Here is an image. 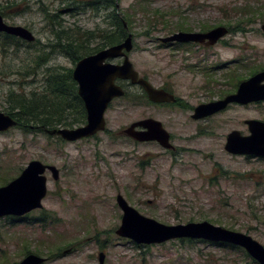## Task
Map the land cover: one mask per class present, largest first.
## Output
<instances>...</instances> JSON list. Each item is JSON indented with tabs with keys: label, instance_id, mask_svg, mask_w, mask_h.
<instances>
[{
	"label": "rangeland",
	"instance_id": "obj_1",
	"mask_svg": "<svg viewBox=\"0 0 264 264\" xmlns=\"http://www.w3.org/2000/svg\"><path fill=\"white\" fill-rule=\"evenodd\" d=\"M107 2L0 0V13L8 23L36 35L33 43L20 39L12 44L0 34V111L7 113L11 91L41 89L47 69H74L77 62L51 48L57 43L55 14L69 29L99 35V29L113 28L116 2L120 14L131 18L134 48L129 56L135 68L155 86L171 87L185 107L149 104L139 85L118 79L127 94L111 102L106 129L93 137L68 142L20 126L0 132V186L34 159L61 172L58 180L46 173L48 194L42 209L21 220L0 218V264H19L29 253L47 257L43 264H100V251L106 253L104 264H259L244 248L227 243L173 239L147 245L121 237L116 230L123 211L116 196L123 194L140 213L168 225L207 220L250 234L264 245V158L225 149L233 129L250 133L246 119L264 120V102L233 103L213 116L191 117L192 107L234 92L254 69H264V0ZM246 5L257 13H243ZM218 25L230 32L211 48L159 41L181 28ZM149 115L171 132L174 152L120 133Z\"/></svg>",
	"mask_w": 264,
	"mask_h": 264
},
{
	"label": "water",
	"instance_id": "obj_2",
	"mask_svg": "<svg viewBox=\"0 0 264 264\" xmlns=\"http://www.w3.org/2000/svg\"><path fill=\"white\" fill-rule=\"evenodd\" d=\"M116 7L119 9V2H116ZM124 27L128 34L121 42L82 57L73 69V78L78 84V94L87 111L86 123L77 127H44L47 134L77 141L104 131L107 127L106 111L109 105L115 98L126 95V90L117 82L118 79L140 85L153 102L176 100L174 93L158 88L140 76L129 56L134 48V35L129 31L125 20ZM261 29L264 32V23ZM0 32L14 35L27 42L36 40V35L29 28L8 23L1 14ZM229 32L228 26L218 25L206 32L177 31L171 35L159 37V40L165 43L203 42L208 39L207 45L210 46L215 45ZM116 58H122V62H113ZM262 101H264V69L242 80L235 92L196 106L193 117L202 118L213 115L233 103L247 105ZM245 122L250 133L244 135L237 129L232 130L227 136L225 149L232 154L264 157V120L250 118ZM18 125L19 122L14 116L0 111V132H6ZM137 127L143 129H137ZM124 133L139 141L157 140L163 147H173L169 132L163 127L162 122L155 118L135 121L124 130ZM47 169L52 172L55 180L59 179L60 170L56 165L34 159L27 164L19 176L0 186V218L23 216L43 207V200L48 194ZM116 201L123 211L121 224L116 230L121 237L147 245L183 238L227 243L244 248L259 264H264V245L250 234L216 225L207 220L168 225L140 213L121 193L117 194ZM105 256L104 251L99 253L100 264H104ZM46 261L47 257L29 253L19 264H43Z\"/></svg>",
	"mask_w": 264,
	"mask_h": 264
},
{
	"label": "trees",
	"instance_id": "obj_3",
	"mask_svg": "<svg viewBox=\"0 0 264 264\" xmlns=\"http://www.w3.org/2000/svg\"><path fill=\"white\" fill-rule=\"evenodd\" d=\"M110 1L108 0L107 2L108 6L112 5ZM242 9L243 13L247 15H255L258 11L254 6L251 7L249 5ZM124 20L128 25H131L130 16L121 15L116 7V12L112 16L113 28L99 29L102 32L96 35V32L92 30L84 31L81 28L74 30L73 28L65 27L57 14H55L52 21L57 25L55 32L57 43L51 45V48L53 52L66 53L73 61L77 62L86 55L121 42L128 34L124 27ZM181 29L190 31V29ZM73 32L76 33L73 34ZM3 34L7 43L17 44L16 42L21 39L16 36ZM97 38H99V41L91 45L90 42ZM256 70L254 69L253 71L257 72ZM143 95L145 97L146 93H143ZM7 104V113L14 116L19 122L18 126L24 129L34 130L31 125H40V127L48 128H55L60 125L73 127L85 123L87 118L84 102L78 94V84L73 78V69L63 66L47 69L43 86L39 90L28 93L11 91L7 97ZM12 219H15V217H12Z\"/></svg>",
	"mask_w": 264,
	"mask_h": 264
},
{
	"label": "flooded vegetation",
	"instance_id": "obj_4",
	"mask_svg": "<svg viewBox=\"0 0 264 264\" xmlns=\"http://www.w3.org/2000/svg\"><path fill=\"white\" fill-rule=\"evenodd\" d=\"M1 14V13H0ZM2 15V14H1ZM3 16V15H2ZM4 17V16H3ZM4 20H5V18H4ZM6 21V20H5ZM7 22V21H6ZM213 28V27H212ZM211 29V28H210ZM210 29H200V30H190V31H201V32H206V31H208V30H210ZM230 29V28H229ZM179 31H187V30H179ZM3 34V33H5V32H0V34ZM5 34H7V33H5ZM8 35H10V34H8ZM169 35H171V34H169ZM11 36H14V35H11ZM221 39H223V38H221ZM221 39H219L218 40V42L217 43H219V41L221 40ZM161 43H163V44H165V45H175V46H180V45H195V46H198L199 48H211V47H213L214 45H207V43H208V39H206L205 41H203V42H199V41H189V42H180V41H174V42H162L161 40H159ZM216 43V44H217ZM215 44V45H216ZM95 53V52H94ZM92 54V53H91ZM260 71V70H259ZM258 72V71H257ZM140 73V72H139ZM256 73V72H255ZM253 75V74H252ZM140 76H142V77H144V78H146L147 80H149L148 79V77H146V76H143V75H141L140 74ZM150 81V80H149ZM151 82V81H150ZM241 82V81H240ZM131 83V82H130ZM152 83V82H151ZM153 84V83H152ZM133 85H137V84H133ZM154 85V84H153ZM140 86V85H139ZM155 86V85H154ZM238 86H239V84H238ZM141 87V86H140ZM156 87H158V88H163V89H165L166 91H168V92H171V93H174L173 92V90L171 89V87H169V86H167V85H162V86H156ZM142 88V87H141ZM238 88V87H237ZM237 88H236V90H237ZM142 90H143V93H146V95H145V98L148 100V102H149V104H155V105H158V106H166V105H176V106H178V107H181V106H184L185 107V103L183 102V100H182V98H180V97H178V96H176V94H175V97H176V100H174V101H164V102H153V101H151L150 99H149V97H148V94H147V92L142 88ZM235 90V91H236ZM234 91V92H235ZM227 95V94H226ZM225 96V95H224ZM223 96V97H224ZM220 98H222V97H220ZM217 99H219V98H217ZM214 100V99H213ZM211 101V100H210ZM209 102V101H208ZM262 102H264V101H262ZM205 103V102H204ZM254 103H257V102H254ZM201 104V103H200ZM238 104V103H237ZM231 105V104H230ZM242 105V104H241ZM198 106V105H197ZM228 107H229V105H228ZM227 107V108H228ZM193 108V112H192V114H191V117L194 119V120H201V119H204V118H207V117H210V116H213V115H215V114H217V113H220V112H222V111H224V110H226L227 108H225L224 110H221V111H219V112H217V113H215V114H213V115H209V116H206V117H202V118H194L193 117V114H194V112H195V108H196V106H194V107H192ZM147 118H155V119H157V120H159V121H161L162 122V124H163V127L169 132V134H170V141H171V143L173 144V147L172 148H166V147H163L157 140H150V141H155V142H157L160 146H162L163 148H165V149H167V150H170L171 152H174L175 150H176V146H175V144L173 143V135L171 134V132L167 129V127L165 126V124H164V122L162 121V120H160V119H158V118H156V117H154V116H146V117H144V118H141V119H147ZM141 119H138V120H141ZM138 120H135V121H138ZM106 121H107V119H106ZM135 121H133V122H135ZM132 122V123H133ZM86 123V122H85ZM85 123H83V124H85ZM131 123V124H132ZM83 124H81V125H83ZM131 124H129L128 126H130ZM77 126H80V125H75V126H73V127H77ZM127 126V127H128ZM58 127H69V126H58ZM126 127V128H127ZM31 128L32 129H34V130H39L40 131V129H41V131H44V127H40V125L39 126H33V125H31ZM126 128H124V129H122L121 130V134L122 135H124V136H127V137H130V138H132L133 140H135V141H138V142H150V141H139V140H137V139H135V138H133V137H131V136H129V135H126L125 133H124V130L126 129ZM137 129H143L142 127H137ZM144 129H146V128H144ZM233 130H235V129H233ZM240 131V130H239ZM45 132V131H44ZM101 132V131H100ZM99 133V132H98ZM230 133V132H229ZM228 133V134H229ZM228 134H227V136H228ZM95 135H97V133L95 134ZM95 135H93V136H95ZM53 136V135H52ZM93 136H90V137H93ZM60 137V136H59ZM90 137H86V138H90ZM62 138V137H61ZM63 139V138H62ZM83 139H85V138H83ZM63 140H65V139H63ZM81 140V139H80ZM65 141H68V142H74V141H69V140H65ZM78 141V140H77ZM226 141H227V137H226ZM226 144V143H225ZM240 155V154H239ZM246 156H254V155H246ZM257 157V156H256ZM261 157V156H260ZM264 158V157H263ZM60 170V169H59ZM47 172H50L51 173V175H52V172L49 170V169H47V171H46V173ZM61 173V172H60ZM47 175V174H46ZM53 177V176H52ZM60 178V177H59ZM118 204V203H117ZM43 207H44V205H43ZM42 207V208H43ZM42 208H38V209H42ZM36 210V209H35ZM33 211V210H32ZM30 213V212H29ZM28 214V213H27ZM26 215V214H25ZM25 215H23V216H16V217H18L17 219H19V220H21L22 218H24V216ZM101 252V251H100ZM99 252V253H100Z\"/></svg>",
	"mask_w": 264,
	"mask_h": 264
}]
</instances>
